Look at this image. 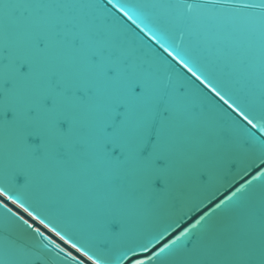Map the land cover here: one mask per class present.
I'll return each instance as SVG.
<instances>
[{
    "label": "snow or ice",
    "instance_id": "snow-or-ice-1",
    "mask_svg": "<svg viewBox=\"0 0 264 264\" xmlns=\"http://www.w3.org/2000/svg\"><path fill=\"white\" fill-rule=\"evenodd\" d=\"M107 5L112 7H107L103 0H90L81 6L101 9L127 36L152 52L143 37L121 23L113 12L116 9L156 41L171 61L152 52L154 56L170 66L174 61L186 70L189 79L181 78L179 87L169 90L155 83L151 73L118 60L98 42L90 44L73 34L71 44L83 54L85 64L76 81L69 84L53 67V42L60 39V34L33 22L31 10L41 5L34 0H0L5 39L11 34L25 41L18 51L0 60V174L4 178L0 183V208L5 210L6 217L22 223L27 230L25 237H18L7 225L0 226V264L77 260L6 203L11 201L22 208L32 221L39 220L49 233L54 232L65 245L69 244L62 229L56 230L51 220L32 205L26 207L17 195L21 187L31 183L33 168L49 159L61 165L78 160L101 173L112 193L109 203L92 212L96 250L81 252L84 245L77 247L79 242L71 246L91 264H122L125 259L129 264H146L136 252H147L151 239L135 247L119 248L111 237L118 224L120 232L125 230L123 217L133 214L162 191L160 185L173 174L178 175L185 162L187 153L179 137L186 112L185 93L199 95L211 104L204 94L206 90L222 102L219 111L224 117L240 118L253 128L264 124V105L257 106L248 95H238L225 86L200 56L185 45L188 33L177 23L194 21L201 9L218 8L226 10L231 24L264 36V0H120L119 4L107 0ZM259 151L264 167V142ZM239 192L238 188L228 201ZM224 202L216 204V208ZM204 219L200 216L191 228L196 229ZM254 220L255 212L251 210L249 226L237 237L227 241L209 238L203 246L194 247H189V241L172 247L157 259L160 264H264V201L258 234L252 227ZM186 233L181 232L171 241L180 240ZM157 247L164 252L169 243ZM155 253L153 248L152 254ZM78 264H84L83 259Z\"/></svg>",
    "mask_w": 264,
    "mask_h": 264
},
{
    "label": "water",
    "instance_id": "water-1",
    "mask_svg": "<svg viewBox=\"0 0 264 264\" xmlns=\"http://www.w3.org/2000/svg\"><path fill=\"white\" fill-rule=\"evenodd\" d=\"M34 2L41 6L31 10L33 22L60 34V39L53 42L56 54L53 67L69 84L76 81L85 64L83 54L71 44L73 34L82 36L90 44L98 42L118 60L127 61L138 71L151 73L155 83L169 90L179 87L181 78L189 79L186 70L174 61L170 66L154 56L152 52L171 61V57L156 41L122 17L116 9L113 12H116L121 23L143 37L152 52L127 36L106 18L101 9L81 6L90 0ZM103 2L107 7H112L107 5V0ZM119 2L113 0V3ZM195 17L192 22L177 21L178 26L188 33L185 45L200 56L225 86L238 95H248L257 106L264 105V36L231 24L228 13L223 9H201ZM24 44L25 41L11 34L5 39L4 24L0 19V60L6 54L18 51ZM204 94L211 104L199 95L185 93L186 112L179 137L187 156L178 175L173 174L167 183H162V191L153 195L133 214L125 215V230L120 232L118 224L116 233L111 237L119 248L135 247L151 239L147 252H136L137 257L145 260L146 264H160L157 257L189 241V247H194L203 246L209 238L227 241L237 237L249 226L251 210L255 212L252 227L259 233L260 207L264 201V167L261 166L259 146L264 142V124H257L253 128L240 118L224 117L219 111L222 102L206 90ZM253 122L256 123L255 120ZM3 182V175L0 174V183ZM238 188L240 192L237 196L228 201V197ZM17 195L26 207L32 205L52 221L56 230L62 229L61 234L66 233L65 238L69 240L67 245L54 232L49 233L39 220L32 221L22 208L6 201L13 212L23 215L34 227H39L46 236L77 258L76 261L64 258L57 264H78L81 259L84 264H91L71 245L77 242V247L84 245L81 252L85 249L96 250L97 232L91 218L92 212L112 198L110 187L101 173L85 167L78 160L61 165L49 159L33 168L31 183L21 187ZM222 200L224 204L217 209L216 204ZM200 216L205 219L196 229H192L191 225ZM2 225H7L18 237L27 235L26 227L6 217L5 210L0 208ZM165 228L167 231H164ZM185 231L188 233L180 240L171 241ZM164 243H169V248L161 252L157 245L163 247ZM153 248L156 249L154 255ZM60 255L63 256V253ZM122 264L129 262L125 259Z\"/></svg>",
    "mask_w": 264,
    "mask_h": 264
}]
</instances>
